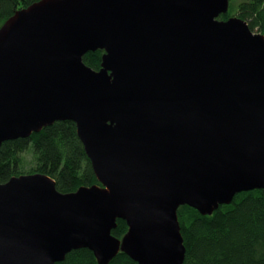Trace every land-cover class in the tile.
<instances>
[{
  "label": "water",
  "instance_id": "95a60500",
  "mask_svg": "<svg viewBox=\"0 0 264 264\" xmlns=\"http://www.w3.org/2000/svg\"><path fill=\"white\" fill-rule=\"evenodd\" d=\"M230 0H37L0 26V146L76 124L99 184H0V264H184L178 209L264 194V34ZM104 50L96 70L83 61ZM128 225L112 234L117 220Z\"/></svg>",
  "mask_w": 264,
  "mask_h": 264
},
{
  "label": "trees",
  "instance_id": "16d2710c",
  "mask_svg": "<svg viewBox=\"0 0 264 264\" xmlns=\"http://www.w3.org/2000/svg\"><path fill=\"white\" fill-rule=\"evenodd\" d=\"M37 0H0V26L15 11ZM244 19L251 30L264 34V0H230L228 12ZM104 51H89L83 61L100 69ZM28 158H31L30 160ZM45 173L63 193L81 186L99 184L84 145L71 120L56 121L27 138L7 140L0 146V184L14 176ZM100 185V184H99ZM178 220L186 246L184 264H264V194L261 189L240 192L230 204H223L212 214L182 205ZM112 234L121 238L127 223L117 220ZM57 264H98L87 248L70 251ZM109 264H139L124 252Z\"/></svg>",
  "mask_w": 264,
  "mask_h": 264
},
{
  "label": "rangeland",
  "instance_id": "374dc122",
  "mask_svg": "<svg viewBox=\"0 0 264 264\" xmlns=\"http://www.w3.org/2000/svg\"><path fill=\"white\" fill-rule=\"evenodd\" d=\"M234 15H230V16H227V19H229L230 17H233ZM218 19H221V18H218ZM227 19H223V20H227ZM256 32V31H255ZM29 160L31 159V158H28ZM127 233V231L124 233V235ZM123 235V236H124ZM123 236L121 237V238H123Z\"/></svg>",
  "mask_w": 264,
  "mask_h": 264
}]
</instances>
